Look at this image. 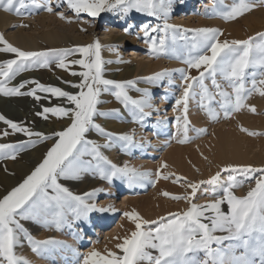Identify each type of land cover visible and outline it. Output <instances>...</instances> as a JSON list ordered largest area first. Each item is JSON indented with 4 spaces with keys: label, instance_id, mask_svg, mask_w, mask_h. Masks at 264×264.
Returning a JSON list of instances; mask_svg holds the SVG:
<instances>
[{
    "label": "snow or ice",
    "instance_id": "obj_1",
    "mask_svg": "<svg viewBox=\"0 0 264 264\" xmlns=\"http://www.w3.org/2000/svg\"><path fill=\"white\" fill-rule=\"evenodd\" d=\"M257 3L264 5V0H233L231 5L218 9L214 0L212 11L225 21L235 20L250 12ZM171 4L172 0H0V10L16 15H22L23 9L43 10L68 23L74 19L81 20V14L95 18L102 12L113 10L122 13L121 18L126 17L133 9L148 16L163 14V27L144 24L142 28L150 55L158 57L161 53L170 51L171 55L187 65V69L173 70L181 73L182 84L181 95L175 100L174 110L178 109L180 115L175 118L176 131L173 138L177 143L184 144L193 139L189 136L190 131L195 132L197 137L207 132L205 128L191 127L188 116L190 100H197L198 97V106L211 122L217 121L221 115L227 119L244 108L251 113L256 112L255 106L248 105L245 101L253 92L264 97V32H257L246 39L221 41L219 37L223 33L217 28L181 29L167 23ZM65 6L73 15L58 11ZM124 31L127 33L129 29L125 28ZM189 31L194 33L190 43L185 36ZM150 32H163L165 36H161L157 43L149 35ZM169 34L173 44L178 38L186 41V55L183 58L176 48L169 49L166 45ZM0 45V52L15 55L14 59L0 61V95L31 96L37 102L45 99L49 103L52 98L62 99L61 104L42 106V111L36 115L47 119L45 114H51L69 121L67 127L48 135L33 131L24 122H14L0 114V122L7 125L6 129L0 131V138L15 133L28 137L27 140L15 143H0V161L16 160L29 147L56 138L30 174L0 197V264H29L27 259L17 256L15 252L20 244L21 234L37 254L53 241L34 240L21 221L43 223L45 227L54 225L59 230L63 225L69 224V214L73 219L81 220L87 219L88 214L94 210L109 211L107 207L97 208L94 202L101 189L76 195L61 180L78 179L81 174L91 172L109 183L113 179H124L128 186H132L149 181L153 175L149 171L129 167L126 162L117 165L100 151L102 147H110L115 140L126 142V147L142 146L135 142L132 134L109 133L95 122L98 115H108L98 109V105L102 103L99 99L101 93L112 92L116 100L131 112L134 123H142L146 117H150L152 111L146 109H152L153 106L146 89H136L142 92L139 99L128 94V89L134 87L135 81H116L103 77V65L111 61L102 59L98 40L72 48L26 51L13 46L0 34ZM75 54H79L80 58L68 60V57ZM51 64L64 70H69V65L80 66L82 71H70L71 75L80 78L78 82L62 81L77 91H65L37 80H23L15 86H9L20 73L48 68ZM192 69L198 74L191 75ZM169 74L168 70H164L146 79L151 82ZM258 76L261 78L257 79ZM206 81H210V85ZM26 86H30L29 90L21 91ZM40 93L45 95L41 96ZM92 130L105 136L108 142L101 145L89 140L87 133ZM239 130L249 136L264 134L243 126ZM33 137L36 139H32ZM166 167L161 162L160 168ZM237 172L243 173L246 179H255V186L250 187L245 195H235L234 189L242 187V184L235 180L234 175H230L227 186H221L222 194L213 192L216 198L203 204L194 202L201 185L215 187L219 184L222 173ZM257 173L258 176L253 175ZM174 175L162 174L160 169L155 172L157 179L167 180ZM150 182L155 185V180ZM173 182L181 183L191 191L187 195L164 191L161 195L176 201H187L188 207L185 210L168 213L157 220H146L135 209L124 212L123 215L134 225V230L123 238H118L122 240L115 245L119 251L106 248L101 253L93 249L84 256L83 264H264V167L227 164L219 167L208 180L192 182L175 176ZM223 205H227V211L223 210ZM218 232L226 234L217 235ZM225 242H228L227 247H224ZM149 249L158 254L153 255ZM200 253L204 255L203 260L199 259Z\"/></svg>",
    "mask_w": 264,
    "mask_h": 264
},
{
    "label": "bare ground",
    "instance_id": "obj_2",
    "mask_svg": "<svg viewBox=\"0 0 264 264\" xmlns=\"http://www.w3.org/2000/svg\"><path fill=\"white\" fill-rule=\"evenodd\" d=\"M228 1L230 0H223V2L226 3ZM190 2L191 0H172L171 11L168 14L167 23L177 25L181 29H197V27L207 24L204 17L199 14V8L203 6L201 4L202 1L199 2L197 8L194 5L191 11L188 12ZM256 7L257 11L254 12V16L243 21L238 27L234 28L233 26L232 28L234 29L227 32L229 33V37H231L230 39H245V37L250 34L264 30V5L257 3ZM179 14L180 16H178ZM131 16L130 12L124 18H121L122 13L119 11L113 10L106 12V21L109 22V26L107 31H105L99 38L101 45L105 47L104 55L109 58H115V60L126 61L124 64L122 63L123 66H121L122 64L117 66L125 77L129 76L136 78L137 76L144 75L150 77L155 73L168 70L170 74L165 75L158 80L160 82L162 79L165 80L167 87L163 90L158 99L153 98V92L149 91L150 103L153 108L146 109L147 111H152V115L148 117L151 120V123L148 126L135 127L128 114L119 109L121 105H118V102L114 100L115 98L111 101L107 97L102 98V103L98 105L99 111L108 114L106 116L120 113V117L117 120H113L109 117L106 118V116L101 117L98 115L95 118V122L100 124L109 133H128L132 134L133 137L135 136V142L142 146L130 147L129 153L135 151L133 157L131 156V163L127 164H129V167L135 168L138 171L151 172L153 175L150 180H155V185L153 186L150 180L133 184L132 186H128L127 181L124 179H122L120 183L114 182L115 184H113V188H122L125 190V196L119 203V206L113 205L115 204L114 198L116 194L108 189L109 191L102 190L104 198L99 203L98 207H107L110 208V210L118 208L123 209L124 212L131 211L132 209L141 210L142 207H146V212L149 216L161 214L164 213V211L169 212L168 210L177 208L179 204H183V206L186 207L188 205L187 201L178 203L176 200H168V198L166 199L165 196L161 195L165 190H169V187L170 190H173L169 193L176 192V190L172 188V184L169 185L170 183H165L164 185L160 183L162 178L157 179L155 177L157 169H160L162 174H175L170 179H174L175 176H183V178H187V181L197 182L200 180H208L210 176L214 175L219 170V167L227 164H251L254 167H264V139H256L255 137L250 140L247 136L238 132V129L240 128L239 126L251 127V129L256 130L261 129L264 125V122L261 121L260 118H253V116H251L252 113L249 112L247 108L242 109L240 112L233 113L234 116L232 114V116L226 119L223 123L213 124L208 122L205 126L207 132L199 137L196 136L195 132H189V136L193 137V139L187 143L179 144L176 142L173 138V133L176 131L174 124L176 116L180 115V113L178 109H174L175 100L182 92V84L181 73L173 70L181 68L180 65L182 64V61L181 63L180 61L177 63L174 60L175 58L173 59L168 56L169 54L167 56L165 54H160L156 57L149 53L144 54V52H139L138 49L129 52L125 51L130 40L136 42L137 46L148 44L145 42L146 38L144 36L142 25H160L163 27L165 22L163 14H160L159 16L145 15L147 19L135 24L138 25L137 31L139 30V32L135 33L133 36H128L116 30V28L114 29V27L124 26L128 22L129 26L133 25L134 22L133 20L131 21ZM84 19L79 20L77 24L74 22L68 23L59 19L56 15L48 13L41 18H38V23H40V28H42L40 34L37 33V26L34 28H27L29 32L24 31V29H17V31L10 34L11 40L15 45L26 49L35 48V40H43L48 42V44L58 42L64 39L61 35V32H63L64 29L70 34H75V32L78 31L77 25L87 28V23H85ZM65 23H67L69 27H64V25H66ZM94 35L95 31L90 29L86 41H91ZM149 35L154 37L158 43L159 38L163 36V32H150ZM78 37L72 39L74 41H81V37ZM226 37L227 36H225V38ZM221 39L223 40V38ZM150 42L151 41H149V43ZM182 46L183 45L180 44L178 47L184 57L186 52ZM115 75L116 74H112L111 76L115 77ZM71 90L73 92L76 91V89ZM255 96L256 101H254L253 104L259 105L257 100H263V98H260L259 94H256ZM20 101L19 105L21 108H24ZM245 103L251 105L252 99L248 97ZM169 107L172 108L167 113ZM257 109L258 108H256V111ZM114 110H118V112ZM194 110L195 106L190 102L188 116L192 115ZM1 111L9 117H16L18 121L24 119L26 116L25 111L22 112L19 108H15L11 105V99H5L0 96V112ZM259 112L260 111H257L255 112L256 114H253L257 115ZM46 122L42 121L40 126V129L46 134L60 131L69 124L67 118H58V120H55V122L51 124ZM198 127L203 128L204 126L202 123H199ZM88 133L87 138L89 140L95 141L101 145L108 142L105 136H102L93 130ZM15 140H22V138L19 137ZM100 151L110 161L117 165H123L125 163L127 155H117L119 147L114 145V143H112L110 147H102ZM46 152L47 150L41 148L40 150L32 151L31 154L24 155L23 157H26L27 160H33L38 156L43 159L42 155L44 156ZM203 157H207V159H204ZM161 162H164L167 167L160 168ZM2 164L3 165L0 166V187H2L4 183L12 186V184L17 181L18 174L23 175L24 173V175H26V163L20 162L18 157L16 160H10V162H3ZM5 169H7V171H5ZM230 175H234L235 180L242 184V187L234 189L235 195L243 196L247 193L250 187H254V182H251V179H246L243 173H224V175L220 177L217 186L213 187L207 184L201 185L203 187H201L200 191L198 190L199 192L197 191L198 194L195 198L197 204H203L208 200L216 198L213 195V192L222 194L221 186H227ZM88 180L89 181L84 185V188L80 187L79 184L77 185L79 188L78 193H83L86 190L91 191L95 189V186L97 187L95 179ZM180 188L183 191L182 193L185 192L186 195L191 191L184 186ZM181 190H179V192ZM2 193L3 192L0 188V195H3ZM225 206L226 205L222 206L224 210ZM181 208L182 207L179 206L178 209ZM97 217L100 218L96 215L89 217L80 228H77L75 236L71 240L64 242V245L60 248H57V245L59 244L56 246L54 245V247L53 244H50L47 245L48 248H45L39 254H35L30 246L20 241V244L15 248V252L17 256L27 259L29 264H83L84 256L93 249L100 251L101 253H103L106 248L113 251H119L115 248V245L122 242V240L118 238H123L128 235L134 230V225L124 215L119 217L115 223L113 222V217H104L100 219H97ZM44 240L46 239L44 238L42 241ZM87 245H90V248L86 247Z\"/></svg>",
    "mask_w": 264,
    "mask_h": 264
},
{
    "label": "rangeland",
    "instance_id": "obj_3",
    "mask_svg": "<svg viewBox=\"0 0 264 264\" xmlns=\"http://www.w3.org/2000/svg\"><path fill=\"white\" fill-rule=\"evenodd\" d=\"M200 1H202L201 4L203 6H201L199 8L200 9L199 14H201L204 17V19L207 22V24H204L203 26L197 27V28L208 27V28L220 29L224 36L221 35L219 37V39L223 38V40H225L227 38H228L227 40H229V41L233 40V39H230L231 37H229V33H227V32H230L231 29H234L235 27H238V25H240L243 21H245L247 19H250L252 16H254V12L257 11L256 10L257 7H254L250 12H247V13L243 14L242 16L238 17L235 20L225 21L218 13L212 11L214 0H211V1L210 0H191L192 3L191 2L189 3L190 5L188 7V9H189L188 12L191 11V9H192V7L194 5L197 8V6L199 5ZM232 2H233V0H230L227 3L226 2L220 3V0H216L217 8L218 9H223L224 5H231ZM58 11L64 12L66 15H69V16L73 15L70 12V10L67 9L66 6L58 9ZM22 12H23L22 15H16L14 13L10 14V13H6V12L0 10V34H3L5 39L9 43H11L13 46L18 47V48H20L22 50H26V51H41V50L53 49V48H56V49H59V48H72L73 46L88 45V44H91V43H93L94 41H97V40L100 43V39H99L100 36L105 31H107V28L109 26V22L106 21V19H107L106 18V12L107 11L102 12L98 17H95V18L88 17L87 14H81V18L82 19L85 18L84 21H85V23H87V28H83V27H80V26L77 25L78 31H76L77 33L75 32V34H72V33L70 34L64 29V31H63L64 33L60 31L61 35L64 37L63 40L58 41V42L49 43V44H48V42L43 41V40H35L36 41V47L35 48H27L26 49V48H21V47L15 45L14 42L11 40L10 34H12L13 32L17 31V29H24V31L29 32V30L27 28H34L36 26L38 27L37 28V33L40 34L41 31H42V28H40L41 26H40V23H38V18H41L43 15L48 14V12L43 11V10H30V9H23ZM130 13L132 15L130 17V19H131V21L133 20L134 24L129 26V24H128L129 22H128L126 25L119 26V27H114V29L116 28V30H118V31H120V32H122V33H124V34H126L128 36H133V35H135V33L139 32V30L137 31L138 25H135V24H137L139 22H142L145 19H147L146 16H145L147 14L146 13L137 12L134 9L131 10ZM178 16H180V14ZM35 19H37V20H35ZM73 22L77 24L79 22V20H76V21L74 20ZM65 24L66 25H64V27H66V28L69 27V25L67 23H65ZM14 25L16 27H13ZM21 25H27V27L24 28ZM233 26H234V28H232ZM82 28L85 29V30L82 31L81 30ZM125 28L129 29V31L127 33L124 31ZM90 29H93L95 31V35H94V37H93V39L91 41L87 42L86 40H87V36L89 34V30ZM194 29H196V28H194ZM226 30H228V31H226ZM225 31H226V34H225ZM259 32H264V30L263 31H259ZM30 33H31V31H30ZM254 34H250L249 36H253ZM193 35H194V33L191 32V31L185 33V36L187 37V42L188 43L191 42V37ZM78 36L81 37V41H74L72 39V38H75V37L77 38ZM163 36H165V33H163ZM225 36H227V37L225 38ZM247 37L248 36H246L245 39ZM223 40L221 39V41H223ZM79 42H81V43H79ZM185 43H186L185 40H182V39L178 38L175 41V43L173 44V41L171 39V34H169L166 37V45L168 46V48L169 49H171L173 47L176 48L178 50V52L181 54L182 57H183V54L181 53L180 48L178 46L181 44V45H183L182 47H184ZM100 45H101V43H100ZM0 47H2V45H0ZM104 49H105V47L101 45V57H102V59L104 61H111V63H105L103 65V73L102 74H103V77L105 79H111V80H116V81H127V80L135 81L134 87H130L128 89V94L132 98H134V96H135L134 99L139 98V97L142 96V92L137 91L136 89H141V90H145L146 89L148 92L152 91L153 92L152 96L155 99H158L160 97V95L162 94L163 90L167 87V84H166L165 80L162 79L161 82L158 81V80L149 82L146 79L147 77H149L148 75L137 76L136 78L135 77H129V76L128 77L123 76L121 71H120V69H118L117 66L121 65L122 63L124 64L126 61H124V60H115V58H109V57L105 56L104 55ZM134 49H136V50L138 49L139 52H142V53L144 52V54H148L149 53L148 44H146V45L144 44L142 46H137L136 42H133V41L130 40L128 42V47L125 48V51L129 52V51L134 50ZM164 54L166 56L169 54L168 55L169 57H171L173 59L175 58V56L171 55L170 51L168 53H161V55H164ZM14 58H15V55L12 54V53L0 52V61H4V60H8V59H14ZM79 58H80L79 54H75L73 56L68 57V60L79 59ZM174 60L177 63L179 61L181 63V61H182L181 59H176V58ZM123 64L121 66H123ZM180 66H181V68H179V69H182V68L183 69H187V65L184 64V63H182ZM70 71L79 72V71H82V69L78 65H69V70H64V69L57 68L55 64H51L48 68H37V69H33V70H30V71H25V72L20 73L14 80H12L10 82L9 86H15V85L19 84L23 80H37V81H39V82H41L43 84L57 86V87H60L62 90L73 92L71 90L73 88H71L68 84H65V83L62 82V81H71V82L75 83V82L79 81L80 78L78 76L71 75ZM249 71H252V69H249ZM257 71H259V69H257ZM112 74H116L115 77L111 76ZM190 74L195 76L198 73H197V71L195 69H192V70H190ZM260 78L261 77H259V76L257 77V79H260ZM206 82L209 83V85H210V81H206ZM29 87L30 86H26L24 89H21V91H28ZM228 90L230 91V89H228ZM256 94H258V93H256V92L252 93L253 96H255ZM40 95L44 96L45 94L40 93ZM252 95L249 96L252 99L251 105L255 106V108H258L257 111H260V112L257 115H254L256 113H254V114L252 113L251 116H253V118H260V120L264 122V97L259 95L260 98H263V100L262 99L257 100L259 105H254L253 102L256 101L255 100L256 96L253 97ZM0 96L5 98V99H11V105L13 107H15V108H19L22 112L25 111L26 112V116L24 117V119L18 121L16 119V117H9L8 115L3 113L2 111L0 112V114H3L7 119H10V120H12L14 122H24L25 126L29 127L31 130L36 131V132H42V133H44L40 129L42 121H45V122L47 121L46 123H50L51 124V123H54L55 120H58V118L56 116L51 115V114H45L47 116L48 115L50 116V117L48 116L49 118L45 119L42 116H37L36 113L42 111V106L50 107V106H53V105H57L59 103L60 104L63 103L62 99H57V98H52L51 99V103H49V101L45 100V99H41L39 102H37L31 96H4V95H0ZM100 97H99V99L101 101H103L102 98H104V97L109 98L111 101L115 98V96L112 94V92H102ZM109 99H108V101H109ZM114 100L117 101L116 98ZM19 101L21 102V104H22V106L24 108H21V106L19 105ZM197 101H198V97H197V100H190L189 101V103L192 102V104L195 106L194 112L192 113V115H189V120L191 122V127L199 128L198 124L202 123V125L204 126L203 128L206 129L205 126L208 124V122L213 123V124L214 123L215 124H220V123H223L226 120L221 115V117L217 121H215V122L209 121V119L207 118V116L205 115L203 110L200 109V107L198 106ZM118 105L119 106L121 105L119 107V109L121 111H124V112H126V114H128V116L130 117V119H131V121H132V123L134 124L135 127H145V126H148L151 123V120L148 117H146L145 120L142 123H134L131 112L129 110L125 109L124 106L121 103L118 102ZM171 108L172 107H169L167 109V113L169 112V110ZM119 114L120 113H118V114H116V113L110 114L112 116H106V118L109 117V118H111L113 120H117L120 117ZM233 116H234V114H233ZM101 117H105V116H101ZM6 128H7V125H5L3 122H0V131L4 130ZM244 128H247V129H249L251 131H255V132H258V133H264V125H263V127H261V129H256V130L255 129H251V127H244ZM8 131L11 132V129H8ZM93 131L96 132L95 130H93ZM190 132H193V131H190ZM238 132H240L244 136H247V138H249L250 140L254 139L255 137H256V139H264V134L256 135V136L253 137V136L247 135L244 132H241L239 129H238ZM87 134H89V133H87ZM48 135H51V134H48ZM19 137L22 138V140H15L16 138H19ZM27 139H28V137L24 136L22 133H15V134L9 135L7 137L0 138V143H15L17 141H24V140H27ZM32 139H36V138L33 137ZM54 142H55V137H53L52 139H49V140H45L42 143H37L34 147H29L26 151H23V152H21L18 155V158L20 159V162H22V163L25 162L26 163V167H27L26 175H24V173H23V175L22 174L21 175L18 174L17 175V181L15 183H13L12 186L4 183L3 186L0 187L2 192H3L2 193L3 195H5L8 191H10L13 187H16L19 183H21L24 180V178L28 174H30V172L42 161L41 157H39V156L37 158L33 159V160L32 159L31 160H27L26 157H23V156L24 155H29V154L32 153V151H37V150H40L41 148H43L44 150H48L52 146V144ZM113 143H114V145H117L119 147V152L117 153V155L118 154L127 155L125 162L127 161L126 163L130 164L131 163V159L133 157V153H134L135 150L132 153H129L130 152L129 151L130 147H126V142H124V141H119V140L116 141L115 140ZM42 157H44V156L42 155ZM10 160L11 159L0 161V166L3 165L2 164L3 162H7L8 163V162H10ZM223 175H224V173L221 176H223ZM253 175L254 176H258L259 174L257 173V174H253ZM180 177H183V176H180ZM88 179H95L96 185H97V187L95 186V189H101V190H108L109 189L110 191L114 192L116 194V196L114 198L115 204H113V205L114 206H119V203L121 202V200L125 196V190H123L122 188H118V189L116 188L115 189V188H113V184H115L117 182L120 183L122 179H113V181L111 183H109L106 180L100 179L98 175H94L91 172H86V173L81 174V176L78 179H66V180H61L60 182L63 185H65L66 187H68L69 190L72 191L74 194L83 195L85 193L90 192V190H88V191L86 190L83 193H78V191H79L78 189L79 188L77 187V185L79 184L80 187L84 188V185L86 183H88V181H89ZM174 179L173 178L172 179H167V180H165V179L163 180L162 179L160 181V183H162V185H164L165 183H168V184L170 183L169 185L172 184L171 186H172V188L174 190H176V192H172L171 194L175 193V194H178V195H186L185 192L182 193L183 191L180 188V187H182V184L181 183H174L173 182ZM251 182H254V186H255V179H251ZM201 187H203V186H201ZM201 187L198 189L199 191L201 190ZM179 190H181V191L179 192ZM165 191L170 192V191H173V190H170V187H169V190H165ZM197 194L198 193H196V196H197ZM3 195H0V197H2ZM196 196H195V198H196ZM103 198H104V196H103L102 191L98 192L96 197L94 198V202H95L97 208H101L100 206L98 207V205L103 200ZM165 198L166 199L168 198V200H173L170 197H165ZM195 200L196 199H194V202L197 203ZM182 201H185V200H180V201H178V203H181ZM90 202H92V201H90ZM179 206L182 207V208L178 209ZM179 206L177 208H173L171 210H168L169 212L164 211V213L154 214L152 216H149L147 214L146 207H142L141 210H137V209H135V210L137 212H139L140 215L146 220H157L159 217L167 216L168 213L180 212V211L185 210L188 207V205L186 207H184L183 204H179ZM176 209H178V210H176ZM225 211H227V205L225 206ZM123 212H124L123 209H118V208L115 209V210H110V208H109V211H106V212H101V211H95L94 210V211H92V212H90L88 214L87 219L89 217L93 216V215L99 216L100 218L113 217L114 218L113 222L115 223L116 220L123 215ZM68 218H69V224L63 225L59 230L54 225L51 226V227H45L43 225V223H36L34 221H31V220L21 221V224L28 231V233L31 235V237L34 240L38 239L37 241H42L44 238L46 240L51 239L53 241V243H52L53 247H54V245L56 246L57 244H59L60 246L57 245V248L58 247L60 248L61 246L64 245L63 244L64 242H67V241L71 240L75 236V231L77 230V228H80L81 225L83 223H85V221L87 220V219L75 220V219H73L71 217V214H69ZM100 218L97 217V219H100ZM32 231H33V233H32ZM35 233H36V236H35ZM216 234L217 235H225L226 233H219L218 232ZM20 241L22 243H25L26 245L30 246L28 241H27V239L24 238L23 234H21V236H20ZM227 243L228 242H225L224 247H227ZM51 246H49V247H51ZM86 247L90 248V245H87ZM213 247H216V246L213 245ZM30 248H31V246H30ZM46 248H48V247L46 246ZM149 251L152 252L153 255L158 254V253L155 252V250L149 249ZM237 254H239V250L237 251ZM203 258H204L203 253H200L199 254V259L203 260Z\"/></svg>",
    "mask_w": 264,
    "mask_h": 264
}]
</instances>
